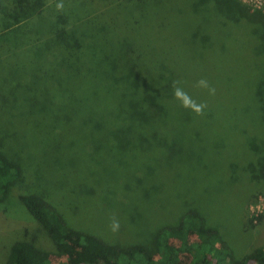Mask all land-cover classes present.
Here are the masks:
<instances>
[{"label": "rangeland", "instance_id": "374dc122", "mask_svg": "<svg viewBox=\"0 0 264 264\" xmlns=\"http://www.w3.org/2000/svg\"><path fill=\"white\" fill-rule=\"evenodd\" d=\"M57 2L2 0L0 9V152L22 167L0 205V264L16 240L59 251L20 200L32 193L108 243L150 247L160 227L195 209L237 259L264 244V4L63 0L58 11ZM83 31L93 36L88 54L141 45L155 65L145 59L140 68L170 75L156 84L167 85L168 114L129 118L103 88L98 99L93 86H50L46 61L64 54L56 43ZM201 77L214 96L194 87ZM175 79L207 102L203 115L180 106Z\"/></svg>", "mask_w": 264, "mask_h": 264}, {"label": "trees", "instance_id": "16d2710c", "mask_svg": "<svg viewBox=\"0 0 264 264\" xmlns=\"http://www.w3.org/2000/svg\"><path fill=\"white\" fill-rule=\"evenodd\" d=\"M261 24L264 35V22ZM100 31L102 34L98 33ZM98 32L96 34L100 36L107 34L105 30L98 29ZM90 38L93 36L83 31L71 37L72 40L60 39L56 43L64 54L59 58L53 53V59L57 57L58 60L46 61L51 62V67L44 70V77L52 79L50 86H55L53 80L58 82V86H93L94 96L98 99L102 97L103 88L108 99L126 106L123 112L129 118L149 119L156 114H168L169 96L162 91L167 89V85L156 84L170 75L140 68L145 59L155 65L149 54L140 50L141 45L133 46L128 40L127 53L104 54L88 50L91 52L88 54L83 49L94 48L87 45ZM48 47L44 45L45 59H49L50 53L46 52ZM52 62L54 66L63 67V70H58L63 73L58 78L54 74L56 70L52 72ZM84 99V94L79 96V100ZM261 174L264 177V163ZM21 175V165L0 152V205L8 197L11 184ZM20 200L42 224L59 251L53 253L31 241L16 240L10 247L7 264H264V244L237 259L218 229L209 225L205 216L195 209L185 211L176 224L160 227L151 239L150 247L137 243L122 246L71 227L64 215L38 194H23ZM254 219H258V216H252L251 224Z\"/></svg>", "mask_w": 264, "mask_h": 264}, {"label": "clouds", "instance_id": "9594fccd", "mask_svg": "<svg viewBox=\"0 0 264 264\" xmlns=\"http://www.w3.org/2000/svg\"><path fill=\"white\" fill-rule=\"evenodd\" d=\"M55 7L58 11H62L64 8L63 0H58ZM184 83V81L179 79H175L172 81L174 98L179 101L181 107L189 109L197 116L203 115L205 109L208 107L207 102L197 101L196 99H194L192 95H190L189 92L186 91ZM194 87L199 88L201 90H206L209 96H214L216 94L215 86L207 78L204 77H201L200 79L196 80L194 83ZM109 227L113 233L118 232L120 229L119 220L113 217L111 219Z\"/></svg>", "mask_w": 264, "mask_h": 264}, {"label": "built area", "instance_id": "2783aa9c", "mask_svg": "<svg viewBox=\"0 0 264 264\" xmlns=\"http://www.w3.org/2000/svg\"><path fill=\"white\" fill-rule=\"evenodd\" d=\"M248 3H251L254 7L260 8L264 4V0H245Z\"/></svg>", "mask_w": 264, "mask_h": 264}]
</instances>
